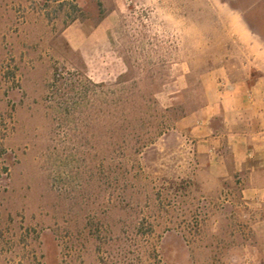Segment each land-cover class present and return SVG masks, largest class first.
Returning a JSON list of instances; mask_svg holds the SVG:
<instances>
[{"label": "rangeland", "instance_id": "rangeland-1", "mask_svg": "<svg viewBox=\"0 0 264 264\" xmlns=\"http://www.w3.org/2000/svg\"><path fill=\"white\" fill-rule=\"evenodd\" d=\"M225 57L264 76V0H0V264H264L244 183L177 128ZM57 68L104 86L63 125ZM113 92L150 119L139 152L108 149Z\"/></svg>", "mask_w": 264, "mask_h": 264}, {"label": "crops", "instance_id": "crops-1", "mask_svg": "<svg viewBox=\"0 0 264 264\" xmlns=\"http://www.w3.org/2000/svg\"><path fill=\"white\" fill-rule=\"evenodd\" d=\"M201 85L203 103L177 128L190 134L197 160L217 184L241 179L264 226V76L225 57L202 74Z\"/></svg>", "mask_w": 264, "mask_h": 264}, {"label": "trees", "instance_id": "trees-1", "mask_svg": "<svg viewBox=\"0 0 264 264\" xmlns=\"http://www.w3.org/2000/svg\"><path fill=\"white\" fill-rule=\"evenodd\" d=\"M44 1L46 3L52 2L58 4L59 7H63V5L69 2V0ZM100 88H104V86L95 84L87 76L85 68L81 71L55 69L53 80L50 84L49 99L53 115L57 118L55 120L63 125L64 122L69 123L70 116L75 114L77 110L83 113L86 112V101L90 99L95 100L98 95L96 90ZM112 96L113 97L109 99L107 103L109 110L104 125L108 129V133L112 140L115 138H122V141L110 143L108 146L109 151L114 152V155L115 153L120 154L128 149H134L136 152L141 151V149L148 144L145 141L148 139L149 131H146V137L142 136L141 132H139L141 129L139 124L148 130L147 127L150 125V119H147V114L144 112L137 113L136 110L138 105L134 94H131L130 97L123 98L119 97L120 94L118 92H113ZM125 106H130V109L127 111ZM120 108L122 109V113L119 117ZM124 108L126 111H124ZM134 138H138V141L136 140L138 143H132ZM154 252L156 251L154 250ZM154 258L158 264H161L157 254L154 255Z\"/></svg>", "mask_w": 264, "mask_h": 264}]
</instances>
